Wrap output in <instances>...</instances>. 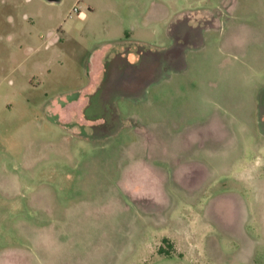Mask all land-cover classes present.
Returning a JSON list of instances; mask_svg holds the SVG:
<instances>
[{
  "label": "rangeland",
  "instance_id": "1",
  "mask_svg": "<svg viewBox=\"0 0 264 264\" xmlns=\"http://www.w3.org/2000/svg\"><path fill=\"white\" fill-rule=\"evenodd\" d=\"M134 1L0 0V264H264V0ZM176 22L173 66L65 109Z\"/></svg>",
  "mask_w": 264,
  "mask_h": 264
},
{
  "label": "crops",
  "instance_id": "2",
  "mask_svg": "<svg viewBox=\"0 0 264 264\" xmlns=\"http://www.w3.org/2000/svg\"><path fill=\"white\" fill-rule=\"evenodd\" d=\"M59 1H57V2H59ZM133 3L138 8H141V6H142V4L140 3V0H136ZM169 6H170V4L164 3V0H153L150 4V9H151V11H157L160 7L167 9V7H169ZM88 7L91 8L90 6H88ZM210 26H209V29H210ZM196 31H198L197 28L192 27L187 22L186 23L176 22L173 27L167 28V34H166L167 35V42H166L167 47L164 48L162 51L163 53L158 55L155 59L161 65V66H159V68L158 67L157 68L160 69L164 66L165 67L173 66L174 63L176 62L177 58H179V56H180V53H181L180 51H182V45H183L182 41L190 39L191 37L193 38L195 36L194 32H196ZM198 32L200 33V31H198ZM54 34H55V32L53 33V35L51 32V35H52L51 38L54 37ZM108 51H109L108 47L100 48L96 51L95 55L93 56V61L95 63H93V67L91 69V73H92V77H93L92 87H90V86L84 87L81 90V92L79 93L78 97H76L72 101L65 102V104H64L65 109L67 108V106L73 105L72 107H76V109L80 111L79 116L85 117V111L89 108V105L91 103L89 100V94L91 92V88H94V93H97L99 96V93L102 92L100 90V88L104 85L103 81L106 77H108V78L112 77L113 68H116V66L119 63H122L124 61L129 63V64H131V61H133V60L139 61L140 53L138 55V54H133L132 52L125 53V52L121 51V53L118 56H116L117 58L113 62H111V66L109 68H106L103 60H104V57L106 56V54H108ZM117 96L118 97L119 96L131 97L129 92L123 93L120 91L115 92L114 97L116 98ZM94 114H92V115H94ZM87 120H91V118L89 117V119H87ZM206 138H208L209 146H214V145L226 146V142L228 141L226 139L227 137H222V136H219V135L213 133L212 129L210 130L209 134H206L205 139ZM189 174L191 175L189 177V179H192L193 182L195 181L194 183L198 182V184H201V182L204 179V176H203L204 172H202V171H197L194 169ZM218 224L220 225L219 222L217 223V225ZM190 230L191 229L189 227L187 230L188 236H184V235L180 236L179 234L178 235L175 234V236L178 237V239H181V241H180L181 245H178V248L181 247V249H180L181 251H183V250H185V248H187L188 253L194 254L195 253V247H196V244H195L196 243V237H195L196 233L194 230H193L194 231L193 233ZM163 236H165V235H163ZM166 236H169V235L166 234ZM173 236L174 235L172 234L171 237H173Z\"/></svg>",
  "mask_w": 264,
  "mask_h": 264
},
{
  "label": "flooded vegetation",
  "instance_id": "3",
  "mask_svg": "<svg viewBox=\"0 0 264 264\" xmlns=\"http://www.w3.org/2000/svg\"><path fill=\"white\" fill-rule=\"evenodd\" d=\"M155 59H156L155 56L149 51L148 52L142 51L140 52L139 61L133 60L131 61V64L125 61L122 63H119L116 66V68H113L114 71L112 73H114L115 78L106 77V79H104L105 80L103 82L104 90L102 92L104 94H107L111 98L115 96V92L122 91L120 87L118 86L122 82L123 83L126 82L130 85H135L137 83V80L141 78L142 73L149 69V66H148L149 63L153 64L154 69L155 68L158 69L159 66H161L160 63L157 62ZM102 92L99 93V95H101ZM97 119H101L103 121V118H97ZM188 264H190V260L188 261Z\"/></svg>",
  "mask_w": 264,
  "mask_h": 264
},
{
  "label": "built area",
  "instance_id": "4",
  "mask_svg": "<svg viewBox=\"0 0 264 264\" xmlns=\"http://www.w3.org/2000/svg\"><path fill=\"white\" fill-rule=\"evenodd\" d=\"M72 12L74 13H79V8L77 6H73L72 9H71Z\"/></svg>",
  "mask_w": 264,
  "mask_h": 264
},
{
  "label": "water",
  "instance_id": "5",
  "mask_svg": "<svg viewBox=\"0 0 264 264\" xmlns=\"http://www.w3.org/2000/svg\"><path fill=\"white\" fill-rule=\"evenodd\" d=\"M48 1H50V2H57V1H59V0H48Z\"/></svg>",
  "mask_w": 264,
  "mask_h": 264
}]
</instances>
